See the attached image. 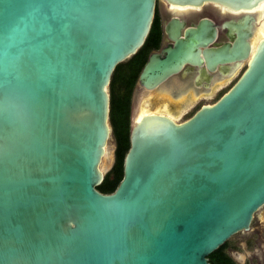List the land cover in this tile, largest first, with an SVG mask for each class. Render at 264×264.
<instances>
[{"label": "water", "instance_id": "water-1", "mask_svg": "<svg viewBox=\"0 0 264 264\" xmlns=\"http://www.w3.org/2000/svg\"><path fill=\"white\" fill-rule=\"evenodd\" d=\"M156 1L0 0V264H210L250 230L264 206V0H159L240 15L214 46L213 22L184 36L171 22L143 94L201 54L209 69L245 68L182 121L137 120V108L121 181L96 189L115 159L104 170L111 76L143 45Z\"/></svg>", "mask_w": 264, "mask_h": 264}, {"label": "flooded vegetation", "instance_id": "flooded-vegetation-1", "mask_svg": "<svg viewBox=\"0 0 264 264\" xmlns=\"http://www.w3.org/2000/svg\"><path fill=\"white\" fill-rule=\"evenodd\" d=\"M259 12L262 16L264 15L262 10H259ZM238 15H240V13L234 12L215 3H204L200 6H178L157 0L155 3L153 16V21H156L157 24V35L154 39L156 40V46H152L145 55V61L141 65L135 78L132 95L135 89H139L140 92L142 89L146 90L145 87H143V85H141V83L139 82V75L145 63L148 61L150 54L154 52H160L163 47L168 44H172L173 40L166 30V28L170 27L171 22H176V24H178L177 28L180 32V36H184V32L186 31V29L196 27L202 20L213 22L216 25L218 31L215 41L210 44V46H214L215 43L229 40L228 28L225 27L224 24L227 21L236 18ZM200 58L202 59V61L199 64L186 63L178 74L174 75L166 81L160 82L155 88L146 91V93L151 94L152 98L158 97L161 99H167L173 105L183 103L186 105V107H188L193 106V104H197L204 98L203 96H212L216 92L223 90L219 95H217L214 100L215 102L235 83V81L245 68V64H243L240 69L235 71L234 63H230L226 64L222 68L217 66L215 69H209L207 67L205 59L203 60L204 56L202 54L200 55ZM240 70L241 72H239ZM236 73L238 74L237 77ZM168 98L171 100H169ZM181 99L183 100L181 101ZM178 100L180 101L176 103L175 101ZM197 109L198 107L195 109V111ZM191 115H189L188 117H190ZM169 116L174 119L173 116ZM247 253L250 258H255L257 260V264H264V239L263 243L261 244L260 250H257L255 248L254 250H250L249 252L247 251Z\"/></svg>", "mask_w": 264, "mask_h": 264}, {"label": "trees", "instance_id": "trees-1", "mask_svg": "<svg viewBox=\"0 0 264 264\" xmlns=\"http://www.w3.org/2000/svg\"><path fill=\"white\" fill-rule=\"evenodd\" d=\"M156 21L152 22L150 31L138 51L127 60L118 63L112 73L109 119L115 143L114 163L105 174L102 182L96 186L102 193H111L123 177L124 158L130 147V110L133 86L137 72L145 61V55L152 46H156ZM229 241L226 240L208 255L210 264H236L227 252Z\"/></svg>", "mask_w": 264, "mask_h": 264}, {"label": "rangeland", "instance_id": "rangeland-1", "mask_svg": "<svg viewBox=\"0 0 264 264\" xmlns=\"http://www.w3.org/2000/svg\"><path fill=\"white\" fill-rule=\"evenodd\" d=\"M253 43L255 42L253 41ZM239 72H241V70ZM238 74L236 73V77ZM222 91L223 90H220L219 92H216L212 96L211 95L203 96L204 98L200 100L197 104L195 105L193 104V106H188V107H186V105L183 103L182 104L178 103L180 100L175 101L176 103H178V105H173L167 99H161L158 97L152 98L151 94L149 93L143 94L142 92H139L136 99L137 102L135 104L133 103V105L131 102L130 119L133 112L137 108H139L140 111L138 112V115L141 114L143 110L148 109L149 112L166 113L173 116L175 120L182 121L186 119L189 115H191L197 107L199 108L201 104L214 102L217 95H219ZM182 100L183 99H181V101ZM114 149H115V143L113 136L111 134L106 144V154L103 157L104 170H108L112 164ZM263 211H264V206L255 213L254 218L251 222L250 231L238 232L232 235L228 239L229 246L227 247V252L236 261V264H257L256 263L257 260L255 258L253 259L250 258L247 251L249 252L250 250H254L255 248L257 250L261 249V244L263 243V239H264Z\"/></svg>", "mask_w": 264, "mask_h": 264}, {"label": "bare ground", "instance_id": "bare-ground-1", "mask_svg": "<svg viewBox=\"0 0 264 264\" xmlns=\"http://www.w3.org/2000/svg\"><path fill=\"white\" fill-rule=\"evenodd\" d=\"M257 11H259V10H262L263 11V14H264V3H260L256 8H255ZM260 13V12H259ZM262 16V15H261ZM264 16V15H263ZM261 30L262 29H260L259 31H258V33H257V39H253V41L256 43V41H258V39H259V34L261 35L262 34V32H261ZM253 41H252V44H253V46L255 45V43H253ZM148 112V110L147 109H145V110H143L142 112H141V114H137L138 116L136 117V119L138 120V119H140V117H141V115L142 114H144V113H147ZM153 113H155V112H153ZM156 113H162V112H156ZM162 114H164V113H162ZM167 115V114H166ZM169 116V115H168ZM170 117V116H169ZM175 120V119H174Z\"/></svg>", "mask_w": 264, "mask_h": 264}]
</instances>
